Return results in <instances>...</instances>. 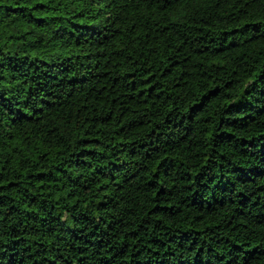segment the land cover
<instances>
[{
	"label": "trees",
	"instance_id": "16d2710c",
	"mask_svg": "<svg viewBox=\"0 0 264 264\" xmlns=\"http://www.w3.org/2000/svg\"><path fill=\"white\" fill-rule=\"evenodd\" d=\"M0 264H264V0H0Z\"/></svg>",
	"mask_w": 264,
	"mask_h": 264
}]
</instances>
